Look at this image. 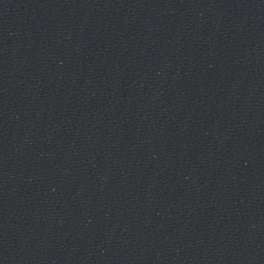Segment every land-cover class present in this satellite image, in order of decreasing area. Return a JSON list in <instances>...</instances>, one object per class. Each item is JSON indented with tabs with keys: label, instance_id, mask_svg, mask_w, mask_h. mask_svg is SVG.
<instances>
[{
	"label": "water",
	"instance_id": "obj_1",
	"mask_svg": "<svg viewBox=\"0 0 264 264\" xmlns=\"http://www.w3.org/2000/svg\"><path fill=\"white\" fill-rule=\"evenodd\" d=\"M0 264H264V0H0Z\"/></svg>",
	"mask_w": 264,
	"mask_h": 264
}]
</instances>
